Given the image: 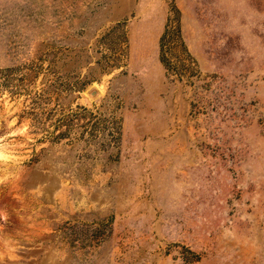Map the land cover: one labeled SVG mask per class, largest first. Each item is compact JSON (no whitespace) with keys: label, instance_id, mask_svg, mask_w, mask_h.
<instances>
[{"label":"rangeland","instance_id":"rangeland-1","mask_svg":"<svg viewBox=\"0 0 264 264\" xmlns=\"http://www.w3.org/2000/svg\"><path fill=\"white\" fill-rule=\"evenodd\" d=\"M0 264H264V0H0Z\"/></svg>","mask_w":264,"mask_h":264}]
</instances>
